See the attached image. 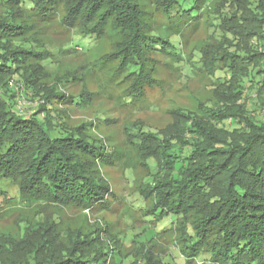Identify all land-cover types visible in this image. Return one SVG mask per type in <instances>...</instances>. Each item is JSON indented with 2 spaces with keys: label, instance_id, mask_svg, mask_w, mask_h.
<instances>
[{
  "label": "trees",
  "instance_id": "trees-1",
  "mask_svg": "<svg viewBox=\"0 0 264 264\" xmlns=\"http://www.w3.org/2000/svg\"><path fill=\"white\" fill-rule=\"evenodd\" d=\"M141 1L0 0V8L5 10L0 18V43L15 42L26 32L25 9L47 21L58 14L62 5V23L68 29H77L81 36L102 38L110 25L122 30L126 36L124 44L104 58L108 64L117 62L114 75L126 69V77L136 90L129 96H145L149 85L159 81L154 75L157 65L152 50L157 40L153 32L161 23L154 21ZM148 1L170 20H182L193 9L191 0ZM224 4L229 14L227 25H221L222 36L212 37V42L199 52L210 75L219 65L227 68L225 82L213 84L219 104L205 105L214 131L223 132L220 135L225 137L212 135L214 141L203 146L209 132L203 126L199 129L197 115L182 108L178 113L174 111L185 119L179 123L182 137H164L166 142L153 132L140 137L141 141H161L145 149L144 161L150 170L147 162L153 158L164 171L153 184H145L147 188L140 193L145 200L154 194L150 211L160 208V216L176 215L181 252L188 261L264 264V38L245 22L250 11L264 28V0L256 5L254 0H224ZM35 46L23 41L10 54L0 57V209L11 202L3 180L14 184L20 199L92 211L97 206L100 210L109 209L115 193L97 165L112 164L117 151L112 149L108 154L102 143L83 135L87 131L82 132L83 127L69 130L57 117L46 114L56 100L68 102L65 93L54 91L31 113L19 105L21 99L10 86L14 79L23 88L22 98L25 92L30 97L45 95L33 89V80L27 79L24 72L27 59L38 60L44 52ZM256 87L258 91L263 89L256 99L260 105L250 109L247 94ZM71 102L81 107L90 103L80 97ZM226 119H231L234 128L225 124ZM187 135H194L195 142L183 152ZM171 139H176L179 146H173ZM164 158L169 167L161 162ZM51 231V226H44L34 231L33 238L28 232L22 239L0 237V264H110L114 258L112 235L105 238L101 227L87 234L71 233V245L64 248H58Z\"/></svg>",
  "mask_w": 264,
  "mask_h": 264
},
{
  "label": "rangeland",
  "instance_id": "rangeland-1",
  "mask_svg": "<svg viewBox=\"0 0 264 264\" xmlns=\"http://www.w3.org/2000/svg\"><path fill=\"white\" fill-rule=\"evenodd\" d=\"M259 1L254 0L255 5ZM141 2L151 12L154 21L161 23L154 29L157 40H154L152 50V58L157 65L154 75L159 81L152 84L153 88L149 85L151 89L146 91L145 96H129L136 90L130 78L126 77V69L116 76L113 67L117 62L108 64L104 58L124 44L126 36L122 30L110 25L107 35L102 38L81 36L77 29H68L62 23L65 14L62 5L58 14L47 21L25 9L23 22L28 25L26 32L15 38V42L0 43V57L5 53L10 54L23 41L32 42L36 45L35 49L44 51L38 60L27 59L24 67L26 78L33 80V89L45 93L44 96L30 97L25 92V112L32 113L39 102L54 91L65 93L68 102L56 100L46 114L57 117L69 130L83 127L82 132L87 130L83 135L96 140L99 145L102 143L108 148V154L113 152L112 149L117 151L112 164L100 162L97 165L100 175L115 193L110 198L109 209L100 210L97 206L92 211L43 200L20 199L14 184L10 180H3V187L8 191L11 202L0 209V237L22 239L27 232L32 237L34 231L51 226L50 235L56 237L58 248H64L71 245V233L81 231L87 234L95 227H101L105 229V238L112 235L115 252L110 264H214L209 260L188 261L181 252L183 246L180 231L175 228L176 215L160 216V208L150 211L149 204L154 194L145 200L140 192L147 188L145 184H153L157 176L164 174L163 168H159L153 158L147 162L149 170L144 161L145 149L151 145L155 147L158 142H166L164 137L183 136L179 123L185 119L174 111L178 113V109L182 108L197 115L199 129L203 126L209 132L203 130L207 139L203 146L214 141L212 135L223 134L214 131L206 116L205 105L206 102L219 104L220 97L213 84L225 82L227 68L219 65L214 75H210L199 51L212 42V37L218 39L222 36L221 25H227L229 10L227 5L224 6V0H191L193 9L181 17L182 20H170L162 12L156 11L150 1ZM240 3L244 5L242 1ZM249 12L245 22L254 28L260 38H264V28H260V23ZM4 14V8H0V18ZM3 46L6 48L3 49ZM12 81L16 82L14 79ZM257 88L248 91L247 104L250 109L259 108L257 94H261L263 89L258 91ZM78 97L90 103H84L81 107L71 102V99L75 101ZM198 113L203 114L198 116ZM193 121L190 119V122ZM224 122L234 128L231 127V119ZM147 132L155 133L162 140L149 138L141 141L143 138L140 137ZM193 136L187 135L183 152H187L195 142ZM170 142L175 147L179 146L176 139ZM161 162L166 163L167 167L170 165L165 158Z\"/></svg>",
  "mask_w": 264,
  "mask_h": 264
},
{
  "label": "built area",
  "instance_id": "built-area-1",
  "mask_svg": "<svg viewBox=\"0 0 264 264\" xmlns=\"http://www.w3.org/2000/svg\"><path fill=\"white\" fill-rule=\"evenodd\" d=\"M10 85L14 88V89H16V91H17V93H18V99H21V101H19V105L21 106H23V104H24V102H23V98H22V90H23V88L19 85H17L15 82H13V81H10Z\"/></svg>",
  "mask_w": 264,
  "mask_h": 264
}]
</instances>
